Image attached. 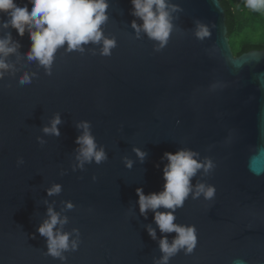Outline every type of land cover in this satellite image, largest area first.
I'll return each instance as SVG.
<instances>
[{"label":"water","instance_id":"1","mask_svg":"<svg viewBox=\"0 0 264 264\" xmlns=\"http://www.w3.org/2000/svg\"><path fill=\"white\" fill-rule=\"evenodd\" d=\"M169 2L178 10L163 46L132 28L142 21L130 14V0H108L101 30L115 41L110 54H102L103 39L83 51L65 44L50 74L27 59V31L0 27V38L10 32L19 42L5 58L11 67L0 70V264H156L160 239L171 244L177 234L161 233L152 210L140 213L136 189L163 190L161 157L179 150L212 162L190 183L193 191L213 186L215 195L190 193L175 209L174 223L194 226L197 242L168 264H264V48L235 54L220 0ZM6 19L0 13V24ZM200 25L208 37L196 35ZM25 74L31 82L21 84ZM57 114L60 135L46 134ZM81 122L107 156L82 168ZM57 184L61 192L48 195ZM48 207L67 217L61 231L78 244L63 260L47 254L37 231Z\"/></svg>","mask_w":264,"mask_h":264},{"label":"clouds","instance_id":"2","mask_svg":"<svg viewBox=\"0 0 264 264\" xmlns=\"http://www.w3.org/2000/svg\"><path fill=\"white\" fill-rule=\"evenodd\" d=\"M132 9L130 14L142 21L137 24L132 21V28L137 34L143 31L150 38L160 42L163 46L166 43L170 31L171 13L178 10V6L170 4L169 0H130ZM30 8L19 6L15 0H0V13H4L7 19L0 24L5 29L11 27L16 30L19 36H23L25 31L29 34L31 41L30 50L26 53L29 61H37L50 74V67L54 60V54L57 49L67 44V51H83L82 45L89 42L99 43L103 39L102 54L109 55L111 48L115 46L113 39L103 38L101 26L107 21L108 0H29ZM245 7L256 12L264 13V0H245ZM196 35L203 39L210 35L206 26L200 25ZM19 42H14L11 33H7L4 38H0V70H8L11 66L6 63V57L15 53ZM3 77V71H0V78ZM21 84L30 83V77L25 74L21 77ZM61 123L57 114L51 121L50 127H45L43 131L46 134L59 136L58 125ZM77 128L82 129V134L76 138V143L80 146L77 159L80 161V167L84 163H91L93 160L99 164L107 159L103 148L97 147L95 138L91 134L90 124L81 122ZM39 139V138H38ZM43 143V141H40ZM137 156L143 160L146 153L139 149H134ZM197 154L190 150H179L176 153L166 152L161 157L167 160L164 165L163 190L145 195L142 188H137L138 205L140 213L146 215L148 210L154 212V220L161 233L175 232L177 236L169 244L165 237L160 239V249L164 254L156 264H168V260L181 248L191 253L194 249L197 237L194 226H181L174 223L175 209L181 207L185 199L192 193L193 198L201 194L205 199H212L215 195L213 186H206L203 183L193 186L190 181L198 170L203 169L208 172L213 165L210 160L198 162L194 157ZM18 163H23L20 159ZM126 166L131 167L132 162L126 161ZM95 179V178H94ZM60 185H53L47 190L48 195L59 194ZM67 208L71 209L73 205L67 203ZM166 210L160 212L159 208ZM46 219L37 229L40 235L47 239V249L49 255L54 258L65 259L62 255L64 251L76 250L77 241L69 242L68 233L61 231L63 225L67 223V217H61L52 207L47 209ZM59 225V227H57ZM74 232L78 230L74 229ZM149 235L155 239L156 232L150 226Z\"/></svg>","mask_w":264,"mask_h":264},{"label":"trees","instance_id":"3","mask_svg":"<svg viewBox=\"0 0 264 264\" xmlns=\"http://www.w3.org/2000/svg\"><path fill=\"white\" fill-rule=\"evenodd\" d=\"M226 12V24L236 55L264 48V13L245 7V0H220Z\"/></svg>","mask_w":264,"mask_h":264},{"label":"snow or ice","instance_id":"4","mask_svg":"<svg viewBox=\"0 0 264 264\" xmlns=\"http://www.w3.org/2000/svg\"><path fill=\"white\" fill-rule=\"evenodd\" d=\"M228 2L230 3V0H228ZM262 39H264V33H262Z\"/></svg>","mask_w":264,"mask_h":264}]
</instances>
